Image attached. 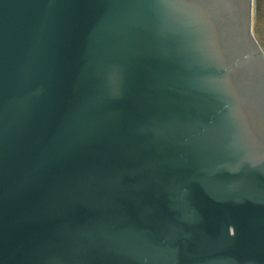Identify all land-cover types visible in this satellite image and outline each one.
<instances>
[{"label":"water","instance_id":"1","mask_svg":"<svg viewBox=\"0 0 264 264\" xmlns=\"http://www.w3.org/2000/svg\"><path fill=\"white\" fill-rule=\"evenodd\" d=\"M252 0H0V264H264Z\"/></svg>","mask_w":264,"mask_h":264},{"label":"rangeland","instance_id":"2","mask_svg":"<svg viewBox=\"0 0 264 264\" xmlns=\"http://www.w3.org/2000/svg\"><path fill=\"white\" fill-rule=\"evenodd\" d=\"M251 30L264 51V0H252Z\"/></svg>","mask_w":264,"mask_h":264}]
</instances>
